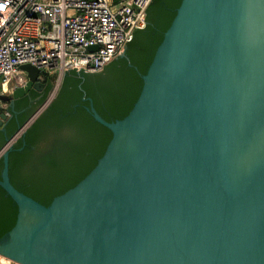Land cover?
Instances as JSON below:
<instances>
[{"label":"water","instance_id":"water-1","mask_svg":"<svg viewBox=\"0 0 264 264\" xmlns=\"http://www.w3.org/2000/svg\"><path fill=\"white\" fill-rule=\"evenodd\" d=\"M131 41L118 58L128 61ZM19 69L25 86L0 94L8 112L44 88L45 72ZM141 78L123 119L106 121L88 99L87 111L112 138L91 172L48 206L13 186L9 155L53 99L6 138L0 187L18 214L0 238V258L264 264V0H182ZM9 120L0 111L4 133Z\"/></svg>","mask_w":264,"mask_h":264},{"label":"trees","instance_id":"trees-1","mask_svg":"<svg viewBox=\"0 0 264 264\" xmlns=\"http://www.w3.org/2000/svg\"><path fill=\"white\" fill-rule=\"evenodd\" d=\"M181 1L152 0L146 26L136 30L127 44L128 61L125 58L111 61L99 73H65L54 99L10 152L9 177L15 188L48 206L91 172L103 156L112 133L87 111L88 99L108 122L128 115L142 90L141 77L147 73ZM42 82L46 88L33 109L22 112L28 96L16 100L10 108L6 132L0 130V150L6 138L14 135L45 103L55 88L56 75H46ZM35 95L33 92V98ZM1 170L0 160V178ZM17 214L16 203L0 187V238L13 228Z\"/></svg>","mask_w":264,"mask_h":264},{"label":"built area","instance_id":"built-area-1","mask_svg":"<svg viewBox=\"0 0 264 264\" xmlns=\"http://www.w3.org/2000/svg\"><path fill=\"white\" fill-rule=\"evenodd\" d=\"M151 1L0 0V94L25 86L22 65L45 72L40 82L56 75V90L65 71H102L145 27Z\"/></svg>","mask_w":264,"mask_h":264},{"label":"flooded vegetation","instance_id":"flooded-vegetation-1","mask_svg":"<svg viewBox=\"0 0 264 264\" xmlns=\"http://www.w3.org/2000/svg\"><path fill=\"white\" fill-rule=\"evenodd\" d=\"M119 59H121V58H118V57H116L115 59H113L112 61H118ZM124 59V58H123ZM107 66V65H106ZM105 66V67H106ZM104 67V68H105ZM103 71V70H102ZM101 72V71H100ZM41 83H43L42 81H41ZM44 84V83H43ZM45 88H46V86H45V84H44V88H43V90L42 91H36L35 89H30L29 90V92H27L23 97H25V96H28V101H27V104H25L24 105V107H23V109H22V112H24V111H30L31 109H33L34 108V106L42 99V97H43V92H44V90H45ZM33 92H35L36 93V95H35V97L33 98V96H32V93ZM22 98V97H21ZM20 99V98H19ZM18 100V99H17ZM16 101V100H15ZM7 103H9L10 104V102H7ZM42 107V106H41ZM40 107V108H41ZM8 119H11V114H10V117H9V114H8Z\"/></svg>","mask_w":264,"mask_h":264},{"label":"rangeland","instance_id":"rangeland-1","mask_svg":"<svg viewBox=\"0 0 264 264\" xmlns=\"http://www.w3.org/2000/svg\"><path fill=\"white\" fill-rule=\"evenodd\" d=\"M19 75H21L23 78H26L27 73L24 72V71H20V72H19ZM55 84H56V83H55ZM56 92H57V90L54 89L53 92H52L51 94H53L54 97H55ZM51 94H50V96H51ZM50 96H49V97H50ZM54 97H53V99H54ZM0 105H1V107H2L0 111H1V112H4V113L6 114L7 117H8V114H9V117H10V112L7 111V107H8V105H9V103H7V102H2V101H1V102H0ZM0 260H1V261H5L3 258H0ZM5 263H6V264H9L10 261L6 260Z\"/></svg>","mask_w":264,"mask_h":264},{"label":"bare ground","instance_id":"bare-ground-1","mask_svg":"<svg viewBox=\"0 0 264 264\" xmlns=\"http://www.w3.org/2000/svg\"><path fill=\"white\" fill-rule=\"evenodd\" d=\"M3 262H5V261H3Z\"/></svg>","mask_w":264,"mask_h":264}]
</instances>
